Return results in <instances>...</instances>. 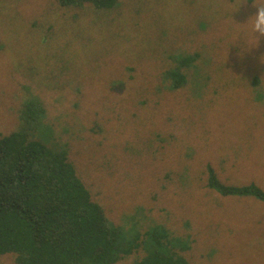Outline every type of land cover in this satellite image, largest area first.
Segmentation results:
<instances>
[{
	"label": "rangeland",
	"instance_id": "obj_1",
	"mask_svg": "<svg viewBox=\"0 0 264 264\" xmlns=\"http://www.w3.org/2000/svg\"><path fill=\"white\" fill-rule=\"evenodd\" d=\"M219 1L224 3L215 7L216 0H146L143 7L137 0H124L122 5L106 13V19L99 20L91 5L64 8L57 2L53 4L54 0H0V42L8 48L3 55L5 59L0 53V67L12 66L14 81L32 86L35 94L46 100H52L45 96L47 92L67 91L68 96L62 97L63 102L57 107L68 109L75 118H81L82 111L86 110L92 125L96 120L92 113H100V127L108 135L102 146H96L102 136L93 134L85 119L80 123L86 127H70L66 132H62V127H55V131L63 137V143L66 139L76 143L70 155L77 175L91 191L93 201L102 204L112 224H124L126 229L136 225L144 233L158 222H165L176 228L177 233L181 231L184 237L192 239L202 225L204 232L192 250L205 252L206 257L201 263L196 260L197 252H189L195 264H264V221L259 222L258 233L245 229L241 245L229 244L234 237L227 225L231 216L245 214L237 221L231 219L233 226L247 223L253 215L264 214V203L250 197H229L221 202V195L208 185L207 168L211 166L220 180L233 178V185L255 183L264 192V39L257 47L242 50L241 39L251 41L253 37L250 27L236 24L246 23L257 9L254 2L247 4L246 0ZM202 2L211 6L212 15L220 13L229 17L223 18L220 26L205 30L201 25L192 24L201 23L204 18L202 12L207 7L201 8ZM237 3H241V8L234 13ZM126 9H131L133 15H128L119 26L110 27L111 20L122 18ZM135 12L140 14L137 25V19H131ZM188 21L192 25L188 31L197 35L188 44L191 50L182 53L216 50L220 60L215 73L226 85L225 90L198 103L204 115L200 119L202 125L187 130L189 126L182 121L179 125L178 120L170 124L166 118L155 117V112L149 114L151 118L147 114L149 110H145L147 118H140L143 121L137 120L128 127L119 124V117L111 121L114 114L106 112L107 98L111 99L112 106L123 111L134 110L135 106V111L139 110L136 102H140L136 99L137 92L130 89V82L122 87L113 83V79L107 89L116 74L125 81L128 79L125 69L118 64L124 66L129 62L140 70L158 69L159 62L180 46L179 35L168 34L176 28L174 23L180 22L186 28ZM29 30L34 35L28 34ZM40 33H44V40L35 38ZM174 41L178 47L168 49ZM182 55L177 51L171 55L170 66L165 63L166 73L176 67V57ZM109 56L115 59L110 60ZM199 62L211 64V59L204 57ZM185 70L195 72L194 68ZM162 74L157 73L160 77ZM14 81L6 83L9 95H0V131L7 128L12 131L19 124L18 115L11 113V107L21 102L14 96L20 89V85L16 89ZM75 86L88 97L81 105L75 104L78 101ZM163 95L171 94L166 90ZM163 95L162 104L166 109L170 105ZM144 98L149 99V108L154 110L156 104ZM69 102L74 105L69 106ZM56 123L59 125L60 121ZM160 136L166 140L161 141ZM89 142L98 156L107 155L102 165L90 159L93 153L90 150L89 155L82 152ZM182 165L191 169L195 187L189 194L192 198H183L184 204L180 206L179 197L172 196V190L164 187L171 188V181L182 178L178 177L185 173L181 171ZM172 171L173 174L167 175ZM162 208L167 211L163 212ZM246 210L250 212L245 213ZM200 211L204 217L199 218ZM168 214L171 218H167ZM220 224L223 226L219 228ZM5 259L11 262L13 257L8 255Z\"/></svg>",
	"mask_w": 264,
	"mask_h": 264
},
{
	"label": "trees",
	"instance_id": "obj_2",
	"mask_svg": "<svg viewBox=\"0 0 264 264\" xmlns=\"http://www.w3.org/2000/svg\"><path fill=\"white\" fill-rule=\"evenodd\" d=\"M123 1L54 0L53 4L57 2V5L64 8H82V6L91 5L96 18L104 20L106 13L115 10L123 4ZM145 1L140 0L139 3L137 0V3L143 4L145 7ZM216 1L215 7L224 3L219 0ZM246 1L247 4L254 2V0ZM203 7H207V9L202 12L204 16L202 22H192L196 26L201 25L203 30L220 26L223 18L229 17L220 13L212 15L211 6L205 2H202L201 8ZM100 13L105 14L100 15ZM125 13L122 18H113L110 27L115 24L119 26L128 15H133L131 9H126ZM139 15L135 12V16L131 18L137 19L136 25L139 21ZM173 26L176 28L171 29L169 24L171 32L168 34L179 35L180 46L172 52L177 51L179 55L183 54L176 57L174 69L167 73L168 69L164 70L165 63H168L167 67L170 66L171 55L174 53L163 58V61L159 62L158 69L140 70L139 66L135 67L129 62L124 66L123 63L118 64L125 69L128 79L125 81L123 76L116 74L108 83L107 89L113 79V83H118L122 87L130 82L132 84L130 89L137 92L136 99H140V102H136L139 110L135 111V106L134 110L131 108L123 111L117 110L115 105L112 106L110 104L111 99L107 98L106 112H113L114 114L111 121L119 117V124L128 127L130 123L137 120L143 121L140 118H147L149 114L155 112L153 113L157 115L155 117L166 118L170 124L173 120H178L177 125H179V121H182L189 126L187 130H189L188 128L193 130L202 125L200 119L204 118V115L199 111L202 108L198 103L202 99L214 97L215 93L226 89V85L215 73L220 60V55L217 54L216 50L214 53L209 51L188 55L182 53L184 50H191L188 48V44L197 34L188 31L192 26L189 21L186 23V28H183L180 22H175ZM53 27L55 26L53 25ZM63 27L65 28L64 25ZM162 33L164 32L162 31L160 34ZM216 33L214 32V34ZM28 34L34 35L31 30ZM164 35L167 37V33ZM43 36H45L44 33H40L35 35V38L43 39ZM168 41L170 43L169 37ZM160 42L164 44L163 40ZM171 44L174 45H169L168 49L178 47L175 41ZM7 49L5 44L0 42V53L4 59L5 56L3 55H6ZM158 57L162 58L159 55ZM204 57L211 59V64L201 65L199 60ZM108 59L113 60L115 58L109 56ZM12 68L8 64L0 67V95L1 93L4 96L9 95L6 83H12L11 81L15 79ZM185 68H194L195 72L192 70L187 72ZM203 71L206 72L203 74ZM159 72L163 73L161 77L157 75ZM167 79L169 80L168 83ZM13 83L16 89L20 85L19 92L16 90L17 93L14 96L16 100L21 102L11 107L12 115H18L19 124L12 131H7L8 128L0 131V264H195L192 262L189 252L193 251V244L199 241L200 235L204 232V226H198L195 239L190 236L184 237L181 231L177 233L179 231L176 228L168 223L165 224V222H158L143 233L136 225L126 229L124 224H112L107 219L102 204L93 201L91 191L78 177L74 163L71 161L70 153L73 152L76 143L71 140L68 141V139L63 143V137L58 136L55 127H62V132L70 131V127H86L87 125L83 126L80 123L85 122L83 120L85 119L88 121L89 127H92V133L102 136L96 143V146H102L108 135L100 127L98 121L100 120V113L96 111L92 113L96 120L91 125V115L86 110L82 111L81 118H78L79 116L75 118L68 109L57 107L58 103L63 102L61 98L68 96L67 91H63V93L58 92V90L47 92L45 96L52 99L49 101L35 94L36 90H32V86H22L15 81ZM73 90L77 91L78 96V101L75 104L81 105L86 99L88 100V97L80 92L78 87L75 86ZM166 90L171 95H163ZM162 95L166 96L167 103L170 105L166 109L162 104L164 100ZM144 97L150 98L156 104L154 110H150L149 99ZM70 102L69 106L70 104L74 105ZM175 106L179 108H175ZM145 110H149L148 115ZM57 121H60L59 125H57ZM125 127L121 128L124 129ZM132 130L133 128L130 132ZM170 136L172 137V135ZM160 140L165 141L166 139L160 136ZM90 143L83 146L82 152L87 155L92 152L95 153H92L90 159L102 165L104 159H107V155L98 156L95 148L90 147L92 145ZM127 149L132 150L130 147ZM181 167V171L185 173L179 174L178 177L182 178L174 182L168 178L172 187H164L172 190V196L179 197L177 202L180 206L184 204L183 198H186L185 200L192 198L189 194L195 187L193 184L195 178L190 171L191 169L185 165ZM207 169L209 174L208 185L213 191L221 195V202L229 197L234 199L250 197L264 202L262 197L264 192L255 183L233 185L231 182L233 178L220 180L211 166H208ZM173 173L172 171L167 175ZM198 175L200 173H197ZM153 197L156 199L157 195L154 194ZM227 202L229 201L227 200ZM222 209L225 211L227 207ZM161 210L167 211L165 208ZM246 212L250 211L246 210ZM200 213L201 215L198 213L199 218L204 217L201 211ZM254 213L257 214L259 211ZM261 214L251 216L247 223L234 224L233 226H231V219L237 221L245 214L231 216L227 225L234 240L228 241L229 244L241 245V239L245 235L246 228L252 230L253 234L258 233L256 229L261 228L259 222L264 221V214ZM146 218L141 219L146 220ZM167 218H171V215L168 214ZM220 226L223 225L220 224L219 228ZM196 252L198 253L196 260L201 263L205 262V252ZM196 252L193 251L191 254ZM8 255L13 257L11 262H7L5 259Z\"/></svg>",
	"mask_w": 264,
	"mask_h": 264
},
{
	"label": "clouds",
	"instance_id": "obj_3",
	"mask_svg": "<svg viewBox=\"0 0 264 264\" xmlns=\"http://www.w3.org/2000/svg\"><path fill=\"white\" fill-rule=\"evenodd\" d=\"M253 6L257 9V12L246 23H236L244 28L250 27L251 35L253 37L251 41L243 38L241 39L240 42L242 50L255 48L257 47L259 41L264 39V0H254ZM240 8L241 3H237L235 5L234 13H236Z\"/></svg>",
	"mask_w": 264,
	"mask_h": 264
}]
</instances>
